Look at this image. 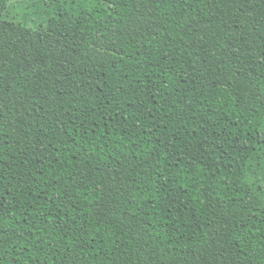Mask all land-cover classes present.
<instances>
[{"label": "trees", "instance_id": "16d2710c", "mask_svg": "<svg viewBox=\"0 0 264 264\" xmlns=\"http://www.w3.org/2000/svg\"><path fill=\"white\" fill-rule=\"evenodd\" d=\"M0 264H264V0H0Z\"/></svg>", "mask_w": 264, "mask_h": 264}]
</instances>
